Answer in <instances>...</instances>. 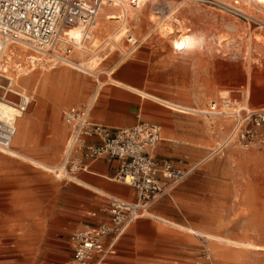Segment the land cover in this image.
Wrapping results in <instances>:
<instances>
[{
    "label": "rangeland",
    "instance_id": "374dc122",
    "mask_svg": "<svg viewBox=\"0 0 264 264\" xmlns=\"http://www.w3.org/2000/svg\"><path fill=\"white\" fill-rule=\"evenodd\" d=\"M145 4L143 11L133 13V20L126 21L130 33L115 44L114 36L122 26L112 19L119 10L109 1L99 15L95 43L86 41L85 52L76 49L72 66H54L25 46H11L6 73L16 79L11 90L32 99L24 117L16 121L14 153L20 151L50 168L60 167L68 136L66 132L59 144L65 133L61 127L57 136L56 130L64 124L62 109L79 103L97 106L105 98L118 97L127 89L123 85L147 89L150 93L140 92L191 110L167 108L192 117L191 125L197 128L198 140L183 142L189 149L186 163L191 165L223 142L232 125L226 116L209 120L193 111L206 113L213 101L219 110H226L224 100L264 107V33L197 0H147ZM181 4L171 23L181 33L178 36L183 34L177 42L162 36L160 28ZM129 34L134 40H129ZM29 57L39 61L32 64ZM92 58L102 62L95 70L87 64ZM23 71L28 74L20 76ZM8 84L0 77L1 86ZM75 91L77 98L67 101ZM224 93L228 96L221 99ZM7 99L20 97L9 91ZM157 99L151 98L163 103ZM25 119L31 125L28 143L24 142L25 133L30 135ZM7 153L0 159V264H62L72 256L70 233L97 221L92 213L106 206L105 193L76 179L57 178ZM8 162L19 166L12 168L13 174L7 172ZM77 176L87 181L90 175ZM71 191L72 199L66 195ZM130 193L132 197L133 190ZM153 211L154 216L139 220L121 238L113 264H264V150L228 146L161 197Z\"/></svg>",
    "mask_w": 264,
    "mask_h": 264
},
{
    "label": "built area",
    "instance_id": "2783aa9c",
    "mask_svg": "<svg viewBox=\"0 0 264 264\" xmlns=\"http://www.w3.org/2000/svg\"><path fill=\"white\" fill-rule=\"evenodd\" d=\"M197 1L211 4L264 33V0ZM104 5V0H0V77L7 78L11 45L26 46L54 65L72 66V54L92 39ZM74 26H79L84 35L78 42L68 35ZM3 90L0 98L9 92ZM17 95L19 101H7L24 113L32 99L29 95ZM231 104V100L223 103L226 110H219L215 101L209 106L207 115L226 116L232 125L224 141L211 149L204 161L223 153L230 145L264 150V107ZM91 109L92 103H86L63 111V119L72 129L65 144L62 178L87 169L83 159H118L116 180L131 186L136 199L111 197L99 212L94 211L96 222L85 223L70 234L72 256L62 264H111L128 228L140 219L151 217L152 205L197 167L184 169L171 160L156 157L155 151L163 139L159 123L140 120L130 127L113 128L92 121ZM16 133L15 119L0 118V151L12 150Z\"/></svg>",
    "mask_w": 264,
    "mask_h": 264
},
{
    "label": "crops",
    "instance_id": "0c3cea01",
    "mask_svg": "<svg viewBox=\"0 0 264 264\" xmlns=\"http://www.w3.org/2000/svg\"><path fill=\"white\" fill-rule=\"evenodd\" d=\"M139 65L143 66L144 62L139 63ZM122 83H124V82H122ZM124 84H127V83H124ZM127 85H130V84H127ZM123 86L127 89H122L118 97L105 98L101 103L97 104V106H94V104H92L90 119L94 122L104 123V124H106L110 127H113V128L130 127V126L137 124L140 120H146V121H150V122L159 123L162 126V137H163V139L155 151L156 157L160 160H171L184 169H190V168L195 167V166H197L195 168V169H197L198 166L201 165L200 163H202L204 161V159L201 161H198L194 165L186 163V160L189 157L187 154L189 149H188V146H186V144L183 143V142H191V141L195 142L198 140L197 139V133H196L197 128L193 127L191 125L192 117L182 115V114H178V113H174L167 108H170V109L182 112V113L187 112V111H184V110L182 111V110H179L175 107H172L170 105L171 103L164 102L160 99H157V98L153 97V95L148 97V96H143L141 93L138 92L140 90L148 92L147 89L144 90V89H140L138 87L133 86L135 88L140 89V90H137V89L128 88L125 85H123ZM130 86H132V85H130ZM77 89H79V88H77ZM76 93L79 94L78 91H75V93H73L70 97H67L68 98L67 101L75 100L78 96V94H76ZM98 93L99 92H97V94ZM148 93H150V92H148ZM148 93H146V94H148ZM26 95H28V94H26ZM149 95H151V94H149ZM151 98L157 99V100L167 104L166 107H164L163 103H159L155 100H151ZM83 104H86V103H79V104L70 105V106L65 107L64 109H62V117H63V111L65 109L71 108V107H76V106L83 105ZM172 105H175V104H172ZM175 106H178V105H175ZM179 107H181V106H179ZM261 108H263V107H261ZM142 115L146 119H142L141 118ZM207 119H209V118L207 117ZM25 120L26 121H24L23 124H27L28 129L30 131V126H31L30 122L27 119H25ZM63 121H64V119H63ZM186 122H188V124ZM61 127L65 129V133H64L63 138L61 139L59 144H61V142L64 140V136H65L66 132H68V136H69L71 129H72L71 126L68 125L64 121V124H59L57 126V129H56L57 130V136H58L59 128H61ZM164 132L167 135L166 138H164ZM30 135H31V138H30ZM30 135L28 132L25 133V136H24V142L25 143H28L29 139L32 140L31 131H30ZM68 136H67V138H68ZM55 140H53V141H55ZM53 141H51V142H53ZM50 143H49V145H50ZM13 147L14 146L12 145V149H13ZM21 147H23V146H21ZM157 150H159V151L157 152ZM64 151H65V149H64ZM5 154H8V153L0 151V159H5L6 158L4 156ZM13 156H17V157L22 156L21 158L29 160L36 167H41L40 164H44L43 162H40L37 160L35 161V159H32V157L30 158V156H28V155H26L20 151H17L15 153L13 151ZM35 162H37V163H35ZM8 163L5 165L8 168L7 172L9 174H13L14 172H13L12 168H16V167L19 168V166L14 165V164H10V163L8 164ZM82 163L87 164L88 168L87 169H80L74 175H72L71 177H67L65 179L66 180L76 179L80 183L86 184L90 189L95 190V192H97V193H105L103 196H105V198H106V202H105L106 205L109 203L111 197H119V198H122V199L128 200V201H133L136 199L135 191L131 186L124 184V183H121V182L116 180V176L119 172V167H120V161L118 159H112L109 157H101V158H98L96 160L83 159ZM44 165L46 166V164H44ZM41 168L46 170V168H44V167H41ZM46 171L50 172V170H48V169ZM80 172H85V173H88L90 175V176H88L87 181H85L84 179H80V178L78 179L77 175ZM32 176L37 177L38 175L34 173V175H32ZM38 177L40 178V176H38ZM106 180H108V181H106ZM29 182H31V180ZM174 187H172L166 194H169L173 190ZM130 189L133 190L132 197H131ZM66 195L67 196L69 195L71 199L73 197L72 191L69 193H66ZM154 204L151 207V211H152L153 216H154V211H153ZM143 219H145V218H143ZM138 221H136V222H138ZM136 222H134L128 228L126 233L129 231V229ZM68 244L70 246L69 237H68ZM70 249H71V246H70ZM118 252H119V244H118L117 254L112 257L111 264H113V260L118 255Z\"/></svg>",
    "mask_w": 264,
    "mask_h": 264
},
{
    "label": "bare ground",
    "instance_id": "6f19581e",
    "mask_svg": "<svg viewBox=\"0 0 264 264\" xmlns=\"http://www.w3.org/2000/svg\"><path fill=\"white\" fill-rule=\"evenodd\" d=\"M110 1V6L112 8H114V10H119V13H117L116 15H113L114 17L112 19L114 20H117V22H119V26L122 28H120V30L116 33V35L114 36V43L115 44H118V42H120L122 40V38L127 35L128 33H130V30L126 27V21H128L129 19H134L132 17L133 13L136 12L137 10L139 11H143V8L146 7V4L144 5V3L147 2V0H109ZM109 1H106L104 0L105 2V6L102 8V11L104 12V9L106 8L107 6V3ZM145 6V7H144ZM182 6L181 5H178V9L176 10L177 7L173 8L171 10V13L166 17V19L168 20L166 23L165 22H162L163 24L165 23L166 26H162L160 29H161V34L162 36L166 37V36H171L173 39L172 40H177V42H181V38H182V35L181 36H178L177 33L181 34L180 32H177V30L175 29V27H173L171 25V23L176 20L175 17H174V14L180 9V7ZM132 8H135V9H132ZM109 15V14H108ZM108 15L105 16V18L107 19ZM152 19H153V16H152ZM156 21L158 22V20L156 19ZM165 21V20H164ZM161 23V22H160ZM159 24V23H158ZM98 26H99V22H98ZM97 26V27H98ZM161 26V25H160ZM97 27L95 29V32L97 30ZM100 28H102L100 26ZM94 32V34H95ZM68 35L76 42H78L80 39L83 38V32H82V29L79 27V26H74V27H71L69 30H68ZM129 37H130V41L134 40L133 36L131 34H129ZM176 37V38H174ZM187 37V36H186ZM185 37V38H186ZM94 35L92 37V43H95L94 41ZM12 46V45H11ZM11 46L8 47V53H10L9 49L11 48ZM23 46V45H22ZM26 47V46H25ZM77 51H80V52H85L86 49L85 47L83 49H77ZM35 53V52H33ZM35 54H39V53H35ZM41 55V54H39ZM42 56V55H41ZM30 62L33 64L36 63V59H32L31 57H29ZM42 60H43V56H42ZM90 61V63H89ZM87 62L89 68L91 70H95L97 69L101 64L102 62H100V58H92L91 60H89ZM74 64V63H71V65ZM86 65V64H85ZM55 66V65H54ZM53 66V67H54ZM83 66V65H82ZM88 68V69H89ZM9 70V69H8ZM92 72V71H91ZM28 73H26L25 71H23L21 74H19L20 76L21 75H27ZM18 75V74H17ZM19 79V76H17ZM9 80V84H8V87H3L0 85V88H3V89H7L8 91L10 92H14V93H17V94H21L19 92H15L13 90H11L12 86H13V83L15 82V78L12 77V78H9L7 76V78ZM143 96H148L150 97V95H147L143 92H140ZM23 95V94H22ZM222 96H224L223 98L221 99H226L227 96H228V93H224ZM7 96H5L4 98H0V118L2 119H15L17 122L20 118H23V116L25 115L24 113H19L8 101H7ZM226 100H224L225 102ZM223 102V103H224ZM172 107H175L179 110H184V111H191V110H187L183 107H179V106H175V105H172L170 104ZM193 112H196V113H200V114H205L209 119L210 116L207 115V112H198V111H193ZM17 134V133H16ZM16 137V136H15ZM15 139V138H14ZM14 142V141H13ZM11 154H13V149L10 151ZM22 155V154H21ZM22 157V156H21ZM29 159V158H28ZM33 161V160H32ZM36 161V160H35ZM34 163V162H33ZM37 163V162H35ZM37 165V164H36ZM39 165V164H38ZM41 167H44L46 168V170H50V172L54 173L55 176L57 178H62V175H63V164L60 166V167H56V168H50L48 167L47 165L45 166L44 164H40ZM164 221V220H162ZM165 222V221H164Z\"/></svg>",
    "mask_w": 264,
    "mask_h": 264
},
{
    "label": "snow or ice",
    "instance_id": "6c2138e0",
    "mask_svg": "<svg viewBox=\"0 0 264 264\" xmlns=\"http://www.w3.org/2000/svg\"><path fill=\"white\" fill-rule=\"evenodd\" d=\"M178 47H183L182 45L178 46Z\"/></svg>",
    "mask_w": 264,
    "mask_h": 264
}]
</instances>
